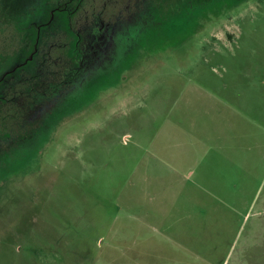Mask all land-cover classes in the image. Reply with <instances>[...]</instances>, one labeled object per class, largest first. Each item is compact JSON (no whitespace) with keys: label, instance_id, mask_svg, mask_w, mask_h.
<instances>
[{"label":"rangeland","instance_id":"374dc122","mask_svg":"<svg viewBox=\"0 0 264 264\" xmlns=\"http://www.w3.org/2000/svg\"><path fill=\"white\" fill-rule=\"evenodd\" d=\"M199 2L0 1V94L72 60L0 135V264H264V0Z\"/></svg>","mask_w":264,"mask_h":264},{"label":"trees","instance_id":"16d2710c","mask_svg":"<svg viewBox=\"0 0 264 264\" xmlns=\"http://www.w3.org/2000/svg\"><path fill=\"white\" fill-rule=\"evenodd\" d=\"M1 1V0H0ZM135 2L136 0H129ZM200 3V0H197ZM5 3V0H2ZM8 7H6L7 9ZM94 22L86 25L84 28L73 29L72 26L69 28L71 33V40L65 44L56 45L58 49L63 52L69 53L71 56L72 48H81L85 45L90 48H95L99 40L104 37L105 31L108 27L112 26L113 23L108 22L107 24H101L100 21L105 17V12H95ZM10 22V21H9ZM110 23V24H109ZM10 23L0 17V30L1 27L6 26L7 28ZM4 28V29H5ZM72 29V30H71ZM84 42V44H83ZM83 44V45H82ZM77 45V46H76ZM75 50V49H74ZM76 53V52H74ZM47 61L50 57V53H44ZM61 57V60H57L62 66L56 73L51 71L50 75L55 74L51 79L45 78L44 82L39 81L32 75L23 76L22 79L8 84L7 90L0 94V135L11 137L14 134H18L19 130L23 127L27 121L31 120L32 114H36V111L40 108L47 110L50 102L53 101L54 97L58 95V91L65 83V75L69 73L72 66V60L66 61ZM47 57V58H46ZM57 61L51 58V62L57 65ZM70 61V62H69ZM74 77V74H73ZM68 77H66L67 79ZM70 78H72V70Z\"/></svg>","mask_w":264,"mask_h":264}]
</instances>
